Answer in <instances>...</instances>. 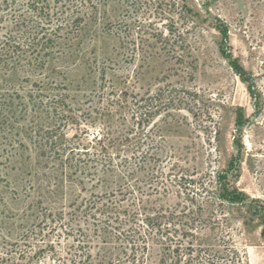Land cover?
Returning <instances> with one entry per match:
<instances>
[{
	"label": "rangeland",
	"instance_id": "obj_1",
	"mask_svg": "<svg viewBox=\"0 0 264 264\" xmlns=\"http://www.w3.org/2000/svg\"><path fill=\"white\" fill-rule=\"evenodd\" d=\"M0 2V42L19 40L9 16L31 18L28 1ZM37 7L36 23L58 45L41 52L52 53L41 70L19 66L11 86L30 91L27 78H45L66 88L60 92L67 108L60 115L41 113L39 133L32 134L38 143L54 126L57 153L47 146L38 156L29 139L21 146L17 131L0 135V252L3 240L38 224L46 212L62 211L68 220V205L89 197L92 183L81 191L68 167L70 150L82 159L97 154L94 138L110 122L106 110L122 96L112 129L126 117L150 153L159 148L146 172L132 179L135 196L151 193L144 174L162 172L167 205H189L188 194L197 202L213 200L216 243L227 241L244 264H264V0H41ZM8 68L1 72L9 74ZM103 68L108 74L101 79ZM160 102L159 114L147 117ZM224 174L220 182L242 193L243 205L218 206ZM253 205L263 208L259 218ZM54 236L65 255L68 231ZM50 256L38 262H52ZM214 261L237 264L231 254Z\"/></svg>",
	"mask_w": 264,
	"mask_h": 264
},
{
	"label": "trees",
	"instance_id": "obj_2",
	"mask_svg": "<svg viewBox=\"0 0 264 264\" xmlns=\"http://www.w3.org/2000/svg\"><path fill=\"white\" fill-rule=\"evenodd\" d=\"M27 1L31 18L26 20L18 12L9 16L10 25L15 29L13 32H18L20 39L9 37L6 42H0V135L17 131V134H22L21 146L27 145L24 140L29 139L28 142L32 143V134L39 133L35 129L40 128L38 119L41 113L60 115L67 108V96L60 92L66 88L60 89V85L54 82H45V78L38 81L27 78L25 81L31 82L30 91L27 87L21 88V91L13 90L11 86L19 66L24 68L28 65L41 70L46 65L44 56H52L51 52L44 53V56L41 52L49 50L53 44L58 45L55 39L50 38L52 34L47 35L45 32L48 30H43L36 23L37 17H33L42 10L37 7L41 0ZM35 23L37 26H34ZM6 67L11 70L9 74L1 72ZM107 74L103 68L101 79ZM124 99L118 96L110 101L111 106L106 110L109 125L104 126L99 136L94 138L97 154L82 159L79 152L75 154L70 150L73 157L68 158V167L77 175L76 182L81 191L92 183L89 197L68 205V220L62 211H49L42 221L31 224L19 236L3 240L5 247H1L3 258L0 264H40L39 258L47 253L51 254L49 260L52 261L47 264H216L215 258H228L230 254L237 264H244L239 252L228 248L227 241H215L218 221L212 218L216 205L213 200L197 202L196 194L191 197L188 194L189 205H167L169 196L162 172L144 174V179L150 177L151 193L147 189V192H140V197L135 196L136 187L131 181L140 171L146 172L151 159L158 155L159 148L150 153L145 140L141 136L134 137V126L126 117L119 120L116 130L112 129L111 121L121 115L119 104ZM164 106L160 102L154 113L145 114L154 117ZM53 128L49 125L46 128L48 137L38 143L33 142L38 156L45 155L44 148L47 146L55 153L61 147V142L54 139ZM9 141L10 145L14 143L11 138ZM224 179L225 174L218 179L215 197L218 206L243 205L245 196L230 189L227 183L220 182ZM174 193L178 197L179 191ZM262 210L260 206L250 207L251 213L258 218ZM49 218L52 220L48 221ZM58 231H68L70 241L65 255L57 250L58 244L54 240ZM260 235L264 238V229Z\"/></svg>",
	"mask_w": 264,
	"mask_h": 264
}]
</instances>
